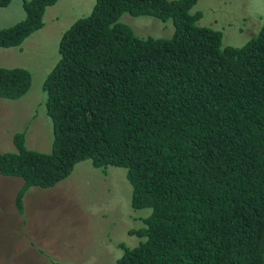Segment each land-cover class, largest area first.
<instances>
[{
  "label": "trees",
  "instance_id": "16d2710c",
  "mask_svg": "<svg viewBox=\"0 0 264 264\" xmlns=\"http://www.w3.org/2000/svg\"><path fill=\"white\" fill-rule=\"evenodd\" d=\"M12 0H0L7 8ZM58 0H23L25 19L0 28V49L19 48L44 27ZM199 0H95L62 36L44 79L53 123L49 153L13 136L0 176L23 195L48 189L78 162L126 170L131 208L149 209L145 240L115 264H264V24L240 48L197 23ZM123 14L171 21L170 39H142ZM31 88L23 68L0 67V99ZM64 264V263H63Z\"/></svg>",
  "mask_w": 264,
  "mask_h": 264
},
{
  "label": "rangeland",
  "instance_id": "374dc122",
  "mask_svg": "<svg viewBox=\"0 0 264 264\" xmlns=\"http://www.w3.org/2000/svg\"><path fill=\"white\" fill-rule=\"evenodd\" d=\"M23 0L0 8V28L25 19ZM95 0H58L43 16L44 27L19 48L0 49V67L30 72L31 88L16 100L0 99V152L14 151L12 135L26 131V147L49 153L53 123L46 115L41 86L59 61L58 46L64 33L87 17ZM192 12H201L197 23L222 33L223 46L240 48L264 24V0H199ZM120 23L135 36L170 39L172 22L123 14ZM21 179L0 176V264H115L123 251L145 239L129 235L143 227L149 209L131 208L132 188L126 170L95 168L78 162L71 173L48 189L30 188L23 195L22 213L14 201Z\"/></svg>",
  "mask_w": 264,
  "mask_h": 264
},
{
  "label": "clouds",
  "instance_id": "9594fccd",
  "mask_svg": "<svg viewBox=\"0 0 264 264\" xmlns=\"http://www.w3.org/2000/svg\"><path fill=\"white\" fill-rule=\"evenodd\" d=\"M30 73V72H29ZM48 117V116H47ZM49 118V117H48ZM51 120V119H50ZM24 133L26 134V131H24ZM15 135V133L12 135V139H13V136ZM99 169H106V168H99ZM19 179V178H18Z\"/></svg>",
  "mask_w": 264,
  "mask_h": 264
}]
</instances>
